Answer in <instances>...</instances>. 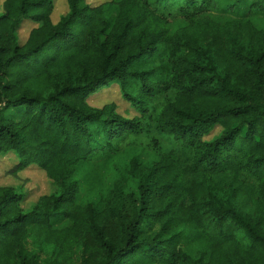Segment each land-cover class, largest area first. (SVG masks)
I'll return each mask as SVG.
<instances>
[{
  "label": "trees",
  "instance_id": "obj_1",
  "mask_svg": "<svg viewBox=\"0 0 264 264\" xmlns=\"http://www.w3.org/2000/svg\"><path fill=\"white\" fill-rule=\"evenodd\" d=\"M64 1L0 6V156L51 182L0 185V264H264V0Z\"/></svg>",
  "mask_w": 264,
  "mask_h": 264
},
{
  "label": "rangeland",
  "instance_id": "obj_2",
  "mask_svg": "<svg viewBox=\"0 0 264 264\" xmlns=\"http://www.w3.org/2000/svg\"><path fill=\"white\" fill-rule=\"evenodd\" d=\"M3 0H0V6ZM104 1V0H98ZM231 0H221V7L224 8ZM66 4L64 0H55L54 2V11L52 12V20L56 22L59 16L66 11ZM240 12V11H239ZM239 12L227 14V16L238 15ZM30 23L22 26L18 33L19 39L24 41V38L27 36L28 30L30 29ZM90 103L95 106H101L104 103L114 101L117 104V110L125 115L132 116L134 111L131 110L127 103L124 102L118 93L116 87H106L100 89L96 94L92 95L89 99ZM135 150H127L115 156H104L101 158L95 159L92 163L78 167L76 175L80 178H87V171L90 168L96 169L101 168L105 169L106 173L112 172L113 167L116 164H119L120 161H124L129 158ZM18 160L13 153L9 152L4 156H0V185H11V186H20L25 192V200L23 202L24 206L31 204L36 198L42 194H46L51 190V182L44 174V171L38 169L35 166L27 167L23 170L12 171L15 167V164ZM102 170V172H103ZM98 171V170H97ZM85 190L83 191V193ZM82 193V194H83Z\"/></svg>",
  "mask_w": 264,
  "mask_h": 264
}]
</instances>
